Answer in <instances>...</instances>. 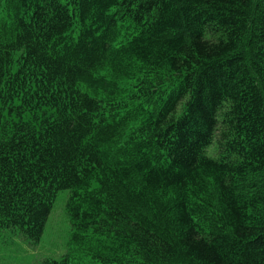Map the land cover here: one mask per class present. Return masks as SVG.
<instances>
[{
  "label": "trees",
  "instance_id": "obj_1",
  "mask_svg": "<svg viewBox=\"0 0 264 264\" xmlns=\"http://www.w3.org/2000/svg\"><path fill=\"white\" fill-rule=\"evenodd\" d=\"M39 264H264V0H0V234Z\"/></svg>",
  "mask_w": 264,
  "mask_h": 264
},
{
  "label": "rangeland",
  "instance_id": "obj_2",
  "mask_svg": "<svg viewBox=\"0 0 264 264\" xmlns=\"http://www.w3.org/2000/svg\"><path fill=\"white\" fill-rule=\"evenodd\" d=\"M68 196L67 190L57 193L38 243H29L17 232L1 233L0 264H39L47 258L60 259L67 251L70 236L65 213Z\"/></svg>",
  "mask_w": 264,
  "mask_h": 264
}]
</instances>
